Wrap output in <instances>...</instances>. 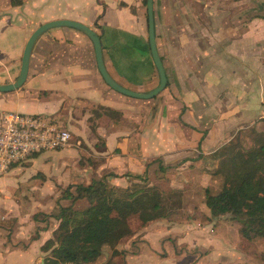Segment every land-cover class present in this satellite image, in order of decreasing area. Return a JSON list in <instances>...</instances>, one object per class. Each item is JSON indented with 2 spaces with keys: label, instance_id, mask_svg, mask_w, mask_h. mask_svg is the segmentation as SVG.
I'll list each match as a JSON object with an SVG mask.
<instances>
[{
  "label": "crops",
  "instance_id": "0c3cea01",
  "mask_svg": "<svg viewBox=\"0 0 264 264\" xmlns=\"http://www.w3.org/2000/svg\"><path fill=\"white\" fill-rule=\"evenodd\" d=\"M143 1L0 0V82L16 78L34 29L70 19L97 32L116 82L135 91L154 88L159 78ZM153 18L167 78L153 98L111 89L90 39L61 26L35 41L24 83L0 92V113L45 117L74 139L0 177V264H43L41 246L58 225L59 206L70 202L63 196L68 186L73 191L105 176L127 187L141 175L164 192L192 197L218 181L215 151L235 138L264 134V0H153ZM184 212L181 220L170 214L144 227L132 220L130 234L116 245L125 264H140L145 253L172 257L174 245L211 246L214 223L196 222L197 214L210 216L205 203ZM131 244L136 247L128 253Z\"/></svg>",
  "mask_w": 264,
  "mask_h": 264
},
{
  "label": "trees",
  "instance_id": "16d2710c",
  "mask_svg": "<svg viewBox=\"0 0 264 264\" xmlns=\"http://www.w3.org/2000/svg\"><path fill=\"white\" fill-rule=\"evenodd\" d=\"M214 157L218 163L213 174L222 177V187L215 193L204 190L211 216L229 215L245 239L264 238V134L255 133L247 147L237 138L230 140ZM135 178L139 182L127 187L111 185L105 176L73 191L66 187L63 196L70 202L54 215L58 225L41 246L46 254L43 264H94L105 246L112 248L111 256L119 254L115 246L130 234L132 220L144 227L168 217L172 209L165 193L145 177Z\"/></svg>",
  "mask_w": 264,
  "mask_h": 264
},
{
  "label": "rangeland",
  "instance_id": "374dc122",
  "mask_svg": "<svg viewBox=\"0 0 264 264\" xmlns=\"http://www.w3.org/2000/svg\"><path fill=\"white\" fill-rule=\"evenodd\" d=\"M72 142H74L73 138L70 143ZM242 144L245 147L251 145V138H242ZM80 147L83 148L85 146L81 143ZM213 176L217 177L218 181H213V184L207 188H209L211 192L215 193L222 187V177L215 174H213ZM204 190L205 189H203L201 193H193L192 195L194 196L192 197L186 196L188 194H182L181 191L179 192L180 194L176 192L170 193L169 191H163L165 193L164 195L166 197L167 204L169 206L171 205V209L173 211L169 218L176 220L183 219L185 216V208H187V206H192L194 203L197 205L198 209V206L204 202ZM83 205L84 203H82V205L79 204V206ZM197 215L198 219L196 222L207 224L206 222L212 221L214 223L211 227L214 231L212 236L215 238L212 242H209L211 246H206L207 248H198L195 251L192 249L188 250L185 246L174 245L173 249L172 247L170 249L172 257L163 258L157 254L153 255L151 253L152 255H147L145 253L143 258L140 259L142 261L140 264H154L159 260L162 264H196L199 259L201 261L199 263L201 264H263L264 238H254L250 240L245 239L239 233V223L236 220L231 219L229 215L215 217H212L211 214L209 217H205L204 214ZM135 239L137 240V238ZM173 240H175V238ZM120 247V245L115 246L117 249H120ZM135 247V245L131 244L128 253L134 251ZM118 251L119 254L111 256L112 248L108 246L103 247L102 254L94 264H125L123 255L120 250ZM160 252H162V250H160ZM177 254L180 255L177 256ZM131 263H133V261H131Z\"/></svg>",
  "mask_w": 264,
  "mask_h": 264
},
{
  "label": "built area",
  "instance_id": "2783aa9c",
  "mask_svg": "<svg viewBox=\"0 0 264 264\" xmlns=\"http://www.w3.org/2000/svg\"><path fill=\"white\" fill-rule=\"evenodd\" d=\"M70 140V132L50 119L17 111L1 112L0 177L13 164L26 162L43 151L66 147Z\"/></svg>",
  "mask_w": 264,
  "mask_h": 264
},
{
  "label": "water",
  "instance_id": "95a60500",
  "mask_svg": "<svg viewBox=\"0 0 264 264\" xmlns=\"http://www.w3.org/2000/svg\"><path fill=\"white\" fill-rule=\"evenodd\" d=\"M145 6H146V16H147L149 49L159 78L158 84L154 88L147 91H135L128 89L122 86L121 84H119L118 82H116L109 75V73L105 68L102 57V46L100 42V37L97 34V32L83 23L70 19H58V20H50L42 23L36 29H34V31L30 34L23 48L20 69L16 78L12 82H7V83L0 82V92H8V91L16 90L24 83L28 74L30 54L35 41L41 34H43L48 29L61 26V27H71L77 29L82 33H84L90 39L94 49V56H95L98 72L101 75L103 81L111 89L121 94L139 99H150L155 97L166 87L167 78L163 67V63L157 51V46L155 41L153 0H145Z\"/></svg>",
  "mask_w": 264,
  "mask_h": 264
}]
</instances>
